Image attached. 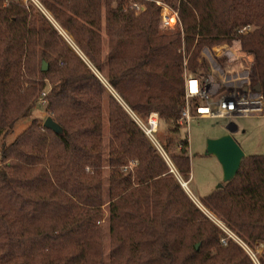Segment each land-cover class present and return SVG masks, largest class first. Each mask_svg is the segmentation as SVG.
<instances>
[{
  "label": "trees",
  "instance_id": "obj_1",
  "mask_svg": "<svg viewBox=\"0 0 264 264\" xmlns=\"http://www.w3.org/2000/svg\"><path fill=\"white\" fill-rule=\"evenodd\" d=\"M150 1L135 15L126 0H40L88 66L42 15L0 0V138L30 114L46 79L47 111L61 129L32 119L0 149V264H251L190 201L122 104L142 121L157 115L170 137L165 148L180 140L171 161L188 182V142L179 138L184 72L205 81L201 51L238 42L251 58L264 116V0H161L177 11L173 33L158 31L160 10ZM102 31L103 79L117 98L107 95L106 165V91L92 71L103 72ZM131 161L132 173H123ZM199 203L248 247L260 242L264 264V155L244 156L234 179Z\"/></svg>",
  "mask_w": 264,
  "mask_h": 264
},
{
  "label": "rangeland",
  "instance_id": "obj_2",
  "mask_svg": "<svg viewBox=\"0 0 264 264\" xmlns=\"http://www.w3.org/2000/svg\"><path fill=\"white\" fill-rule=\"evenodd\" d=\"M5 4L8 3V0H4ZM15 4L21 5L24 9L31 11L35 14L42 15L46 21L51 25V27L56 31L60 39L69 47L71 50L78 56L86 65L90 66L86 58L77 50L75 45L72 42V39L69 37L66 31H64L56 21L53 19L50 12H48L43 5L40 3V0H13ZM144 2H153L150 0H126V3L129 5L130 9L139 15L145 11ZM156 7L159 8V18H158V31L160 33H173L176 32L179 27V20L177 11L170 8V6L162 2L161 0L154 1ZM171 19V20H170ZM172 21V22H171ZM102 35V63H103V72L101 75L96 73L94 74L99 78L105 88V97L102 102V137H103V146H104V165H106L107 158V144L109 138V126L107 120V95H112L115 97V94L107 87L103 76L106 74V57L108 53V44L107 39L104 36V32H101ZM226 46V45H221ZM239 43L233 42L231 45L226 47H216L213 46L209 49H203L201 51V57L205 59V56H208V52H211L215 60L216 57H221L223 54L220 51L230 48L227 51L231 50H240ZM226 51V50H225ZM241 52V51H240ZM217 55V56H216ZM240 55H243L241 52ZM249 57V56H248ZM251 60V58H250ZM209 65V63H208ZM223 61L219 62V66L222 67ZM41 64H38V68H41ZM184 67V66H183ZM185 68V67H184ZM210 70V69H209ZM214 80L218 83L219 80L214 76ZM45 83L48 84L47 90H42L34 108L31 110L30 114L18 121L12 130L8 132L5 136L0 138V149L3 145H8L20 134L22 133L30 124L32 119H36L40 126L43 127V124L47 118H49V113L47 107L49 106V98L47 97L50 88L49 79L45 80ZM46 93V102L41 103L39 101L40 94ZM116 98V97H115ZM117 99V98H116ZM120 102V101H119ZM121 103V102H120ZM195 101L193 102L194 105ZM122 104V103H121ZM151 114V113H150ZM147 120V119H146ZM146 120L142 121V124L147 125ZM234 126V129H229L228 126ZM182 129L180 130V139L186 135L188 142L187 155L190 159V178L188 182L184 181L182 175L177 171L175 166L171 161L172 156H180V140L174 139L173 144L165 148L166 140L169 139V135L166 133L165 126L160 125L157 132L153 135L156 141L161 146L163 152L168 158L170 163H167L164 158L162 160L166 164L169 173L174 177V179L180 185L181 183L187 184L188 193L184 188L183 191L186 193L190 201L197 207V209L214 225L218 228L221 227V222L217 219L211 212L206 210L199 201H202L205 197L213 193L219 186L223 184V175L221 166L218 163L217 159L214 156L206 155V144L207 141L217 139L226 133L230 134L235 143L240 147L244 156H260L264 155V116L259 117H249L241 118L234 120H209V119H192L187 125L181 124ZM137 165L136 161H131L128 163V166L122 169L123 173H132L134 167ZM172 169L173 172L170 171ZM103 197L104 205L102 207L103 218L101 220V225L105 231V262L107 263V251H108V170L104 168L103 173ZM181 186V185H180ZM220 229V228H219ZM223 229V227H222ZM220 229L226 238L228 239L229 232L226 233ZM243 242V241H242ZM244 243V242H243ZM225 245V244H224ZM238 245V244H237ZM246 245V244H245ZM199 246V245H196ZM239 246V245H238ZM247 246V245H246ZM241 248V247H240ZM250 248V247H249ZM242 249V248H241ZM263 245L260 242H256L251 250L255 253L257 259H259L262 253ZM243 253L244 250L242 249ZM246 254V253H245ZM247 255V254H246ZM249 259V257H248ZM250 261V259H249ZM251 263V261H250Z\"/></svg>",
  "mask_w": 264,
  "mask_h": 264
},
{
  "label": "built area",
  "instance_id": "obj_3",
  "mask_svg": "<svg viewBox=\"0 0 264 264\" xmlns=\"http://www.w3.org/2000/svg\"><path fill=\"white\" fill-rule=\"evenodd\" d=\"M205 60L209 63V75L206 80L199 82L191 73L184 72V101L185 107L181 113L179 124L187 125L192 119H209V120H234L249 117H259L263 114V100L260 93L254 91L251 85L250 66L251 60L247 55H240V50L235 52L228 51V58L214 59L208 52ZM224 60V61H223ZM223 61L222 67L219 62ZM227 62L229 65H237L236 68L226 69ZM215 65V69L212 67ZM219 68V69H218ZM217 69V70H216ZM217 71H220L219 74ZM216 76L219 80H214ZM39 101L46 102V93L40 94ZM195 101L194 105L193 102ZM133 121L142 130L151 144L156 148L158 153L167 163H170L161 146L154 138L158 129V118L155 113L149 114L146 123L134 115L128 108L122 104ZM171 172L172 169H170ZM182 184V183H181ZM223 227V229H222ZM220 229L225 233L229 232L222 224ZM228 237L237 243L249 257L251 264H260L255 253L245 245L240 239L229 232ZM224 243V241H222Z\"/></svg>",
  "mask_w": 264,
  "mask_h": 264
},
{
  "label": "water",
  "instance_id": "obj_4",
  "mask_svg": "<svg viewBox=\"0 0 264 264\" xmlns=\"http://www.w3.org/2000/svg\"><path fill=\"white\" fill-rule=\"evenodd\" d=\"M46 70V64L42 63L41 71L45 72ZM253 89L257 93L260 92L258 86L254 87ZM43 127L51 129L55 132H61L59 126L54 123L50 117L45 120ZM205 154L214 156L217 159L222 170L223 184L234 179L240 168L241 161L244 158V153L235 143L230 134H226L217 139L207 141ZM180 185L183 188V184ZM220 187L221 186L218 188ZM197 248L198 246H196V249Z\"/></svg>",
  "mask_w": 264,
  "mask_h": 264
},
{
  "label": "crops",
  "instance_id": "obj_5",
  "mask_svg": "<svg viewBox=\"0 0 264 264\" xmlns=\"http://www.w3.org/2000/svg\"><path fill=\"white\" fill-rule=\"evenodd\" d=\"M216 47L219 48V47H226V46H216ZM238 48H239V47H238ZM228 49H230V48H226V49H225L226 51H225V50L220 51V52H222L223 54L221 55V57H219V58L216 57V58H218V59L224 58V60L226 61L227 58H228V51H227ZM229 52H230V51H229ZM210 53H211V52H210ZM216 56H217V55H216ZM224 60H223V61H224ZM236 66H237V65H234V66L231 65V66H230V65H229V62H227L226 69L231 70V69L236 68ZM212 67L215 69V65H214L213 63H212ZM218 69H219V68H218ZM216 70H217V69H216ZM217 72H218V74H219L220 71H217ZM228 128H229V129H234V126L229 125ZM226 134H228V133H226ZM226 134H225V135H226Z\"/></svg>",
  "mask_w": 264,
  "mask_h": 264
},
{
  "label": "bare ground",
  "instance_id": "obj_6",
  "mask_svg": "<svg viewBox=\"0 0 264 264\" xmlns=\"http://www.w3.org/2000/svg\"><path fill=\"white\" fill-rule=\"evenodd\" d=\"M171 20V19H170ZM172 22V21H171ZM230 52H235L234 50H231ZM183 184V188L188 192V193H190L189 192V190L187 189V184L185 183V185H184V183H182Z\"/></svg>",
  "mask_w": 264,
  "mask_h": 264
}]
</instances>
